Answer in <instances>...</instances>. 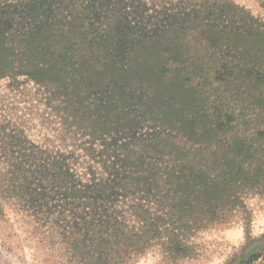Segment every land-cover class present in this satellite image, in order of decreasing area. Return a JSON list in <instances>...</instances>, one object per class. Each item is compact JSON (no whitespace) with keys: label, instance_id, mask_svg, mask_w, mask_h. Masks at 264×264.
Masks as SVG:
<instances>
[{"label":"trees","instance_id":"obj_1","mask_svg":"<svg viewBox=\"0 0 264 264\" xmlns=\"http://www.w3.org/2000/svg\"><path fill=\"white\" fill-rule=\"evenodd\" d=\"M245 1L0 0V82L28 104L0 114V221L16 210L73 264H177L249 228L264 0Z\"/></svg>","mask_w":264,"mask_h":264},{"label":"rangeland","instance_id":"obj_2","mask_svg":"<svg viewBox=\"0 0 264 264\" xmlns=\"http://www.w3.org/2000/svg\"><path fill=\"white\" fill-rule=\"evenodd\" d=\"M246 4L245 0H236ZM6 81L0 82V114L6 108H15L13 114L20 116L28 104L13 101L6 89ZM32 87L28 84L27 88ZM43 107H38V116ZM37 119V116L34 118ZM255 202H252L254 205ZM263 206V207H262ZM253 218L249 228L242 223L231 226H217L202 232L195 240L196 251L189 259L177 264H242L252 254L263 253L264 250V205H254ZM262 208V209H261ZM6 219L0 221V264H73L69 255L58 250V244L41 242L32 233V223L22 218L21 213L5 208ZM258 264H264L259 259ZM138 264H167L156 254H149Z\"/></svg>","mask_w":264,"mask_h":264}]
</instances>
